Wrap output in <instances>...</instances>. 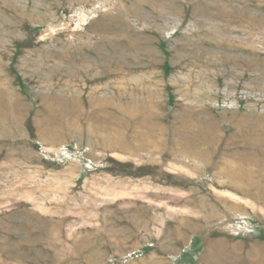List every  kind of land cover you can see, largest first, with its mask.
<instances>
[{"label":"rangeland","instance_id":"rangeland-1","mask_svg":"<svg viewBox=\"0 0 264 264\" xmlns=\"http://www.w3.org/2000/svg\"><path fill=\"white\" fill-rule=\"evenodd\" d=\"M0 264H264V0H0Z\"/></svg>","mask_w":264,"mask_h":264}]
</instances>
